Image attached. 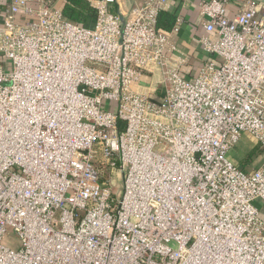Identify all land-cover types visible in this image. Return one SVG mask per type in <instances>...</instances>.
Segmentation results:
<instances>
[{
    "label": "built area",
    "instance_id": "2783aa9c",
    "mask_svg": "<svg viewBox=\"0 0 264 264\" xmlns=\"http://www.w3.org/2000/svg\"><path fill=\"white\" fill-rule=\"evenodd\" d=\"M91 2L93 26L46 0L4 17L0 264H264V163L229 157L245 133L264 148V0H202L189 71L169 0Z\"/></svg>",
    "mask_w": 264,
    "mask_h": 264
},
{
    "label": "crops",
    "instance_id": "0c3cea01",
    "mask_svg": "<svg viewBox=\"0 0 264 264\" xmlns=\"http://www.w3.org/2000/svg\"><path fill=\"white\" fill-rule=\"evenodd\" d=\"M12 0H0V29L3 27V20ZM146 0H117L114 10L126 14L131 8L141 5ZM202 0H169L166 10L173 13L177 18L183 20L180 33L173 34V41L178 44L190 57L189 71L199 64L202 65L207 58V54L202 49L196 39L204 34L203 17L200 13L199 4ZM245 0H227L230 10L234 13L240 8ZM49 3V0H46ZM63 0L56 1V4L62 5ZM50 4V3H49ZM55 4V5H56ZM93 5V4H92ZM54 6V5H53ZM59 6V7H60ZM58 7V6H57ZM26 16L19 15V20L23 21ZM94 20L88 23V26L94 25ZM156 80L151 77H145L143 86L151 90L156 88ZM231 160L240 168L246 171H253L264 163V148L249 133L243 134L241 140L233 147L229 153ZM264 204L261 205V207Z\"/></svg>",
    "mask_w": 264,
    "mask_h": 264
},
{
    "label": "trees",
    "instance_id": "16d2710c",
    "mask_svg": "<svg viewBox=\"0 0 264 264\" xmlns=\"http://www.w3.org/2000/svg\"><path fill=\"white\" fill-rule=\"evenodd\" d=\"M58 0H49V3L53 6H60L56 4ZM92 0H63L60 8L62 9L64 16L67 20L78 23L85 24L96 18L97 10L92 5ZM56 4V5H55ZM177 17L167 11L166 9H162L159 12L158 16V28L163 29L165 31H172L176 24ZM121 127H124V123H120ZM101 170L104 169L102 164H99Z\"/></svg>",
    "mask_w": 264,
    "mask_h": 264
},
{
    "label": "rangeland",
    "instance_id": "374dc122",
    "mask_svg": "<svg viewBox=\"0 0 264 264\" xmlns=\"http://www.w3.org/2000/svg\"><path fill=\"white\" fill-rule=\"evenodd\" d=\"M220 61V60H219ZM199 68V64L196 66V69ZM161 90H162V87H161ZM116 108H117V104L116 102H113L112 103V111L113 112H116ZM104 178H107L106 176ZM117 187H120V183H117L116 184V188ZM261 217L264 218V205L261 207ZM8 236H9V239H8V243L13 247V248H16L14 245L17 244V237L16 235L14 234L13 230L10 228L9 231H8Z\"/></svg>",
    "mask_w": 264,
    "mask_h": 264
}]
</instances>
